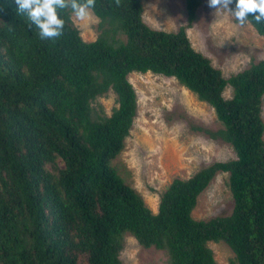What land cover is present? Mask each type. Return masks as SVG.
<instances>
[{"label": "trees", "instance_id": "16d2710c", "mask_svg": "<svg viewBox=\"0 0 264 264\" xmlns=\"http://www.w3.org/2000/svg\"><path fill=\"white\" fill-rule=\"evenodd\" d=\"M185 2L191 26L201 0ZM17 8L0 0V264H123L127 234L170 264H221L210 242L232 250L230 264H264V58L226 77L186 25L151 26L142 0H95L101 32L92 41L71 9L60 11L63 34L41 39ZM247 22L264 36V23ZM132 72L175 77L210 104L222 126L199 129L236 153L175 178L156 211L113 165L138 112ZM110 91L117 106L96 111ZM219 172L228 173L233 210L197 219Z\"/></svg>", "mask_w": 264, "mask_h": 264}, {"label": "rangeland", "instance_id": "374dc122", "mask_svg": "<svg viewBox=\"0 0 264 264\" xmlns=\"http://www.w3.org/2000/svg\"><path fill=\"white\" fill-rule=\"evenodd\" d=\"M142 1L144 19L151 26L177 31L186 25L190 42L226 77L264 58V36L247 21L241 26L231 14L216 13L208 6V0H201L191 26L185 0ZM230 7H235L233 2ZM89 11L91 16L84 21L77 20L72 13L86 41L95 40L101 32L99 17L92 9ZM129 78L138 94V112L125 148L113 165L142 194L152 211H156L161 193L175 178H188L201 167L233 158L236 153L230 143L214 139L199 129H217L222 123L210 104L200 100L175 77L132 72ZM232 94L233 88L227 87L224 95ZM93 105L96 111L103 110L109 115L117 106L116 95L110 91ZM262 115L264 119V99ZM233 206L228 173L219 172L200 194L193 216L207 220L230 214ZM209 244L218 262L230 264L233 252L226 244ZM120 256L123 264H170L163 250L144 247L131 234L126 235Z\"/></svg>", "mask_w": 264, "mask_h": 264}, {"label": "clouds", "instance_id": "9594fccd", "mask_svg": "<svg viewBox=\"0 0 264 264\" xmlns=\"http://www.w3.org/2000/svg\"><path fill=\"white\" fill-rule=\"evenodd\" d=\"M208 0V6L216 13L231 14L241 26L249 16L256 23H264V0ZM17 12L27 15L33 25L39 29L41 39H56L63 34L65 25L60 11L71 9L77 20L84 21L91 16L89 11L95 5V0H15ZM116 5L120 0H115ZM73 19V17H72ZM74 21V19H73Z\"/></svg>", "mask_w": 264, "mask_h": 264}]
</instances>
